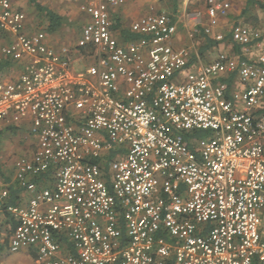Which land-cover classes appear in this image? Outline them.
<instances>
[{
	"label": "built area",
	"instance_id": "built-area-1",
	"mask_svg": "<svg viewBox=\"0 0 264 264\" xmlns=\"http://www.w3.org/2000/svg\"><path fill=\"white\" fill-rule=\"evenodd\" d=\"M76 2L79 36L56 46L0 0V64L21 68L0 78V129L29 140L12 161L28 198L9 204L0 185L8 251L35 264H264L262 33L233 23L240 54L206 59L199 27L222 41L231 0L189 14L180 46L169 14L139 16L137 39L120 41L111 13L127 0Z\"/></svg>",
	"mask_w": 264,
	"mask_h": 264
},
{
	"label": "rangeland",
	"instance_id": "rangeland-1",
	"mask_svg": "<svg viewBox=\"0 0 264 264\" xmlns=\"http://www.w3.org/2000/svg\"><path fill=\"white\" fill-rule=\"evenodd\" d=\"M27 2L28 8L25 10L27 14L32 17L33 25H38L39 28H43L46 30L49 38L52 40L53 44H73L78 36L79 30L82 24L84 23V19L78 11L77 2H83L84 0H36L39 4L47 8L48 10L54 12L61 18L62 26L54 33H48V21L47 18L37 12V10L29 3V0H23ZM204 1L205 0H178V9L180 10V16L177 19H180L181 25L183 24L184 20L186 19L187 15L204 9ZM237 0L233 2V8L240 10V17L238 19L242 24L248 26L249 28L256 29L260 32L264 30V10L251 8L250 11L243 16L241 11L246 8L245 0ZM264 3V0H261ZM125 13L121 10L119 12L112 10V19H118L120 23L125 27L128 28L130 23L134 20L135 17L138 15L147 13V12H165L166 14L174 16L171 13V6L169 4V0H127V5L125 6ZM191 12V13H189ZM256 13V14H255ZM252 16H256L258 18V24L254 27L253 23H245L246 20L251 18ZM225 18V19H224ZM235 19V20H236ZM233 23V19L231 20L228 14L223 16V20L220 18L216 22V27L219 31L223 34H228L230 31L231 25ZM180 35H182L183 41L185 40L186 33L182 30V27H179ZM264 32V31H263ZM186 43H183L185 45ZM200 42L195 41V48L199 50ZM222 51H233L232 46L229 44L221 45ZM223 47V48H222ZM220 50V49H218ZM234 52V51H233ZM235 53V52H234ZM77 68H80L81 65H76ZM13 138H9L8 148L14 144L18 143L25 145L29 144L28 139L17 138L16 135L12 136ZM22 141V143H20ZM5 158L6 157L5 155ZM12 167V162L8 164L1 165V171L4 172V176L10 179L11 174L10 170ZM5 178V179H6ZM5 228H1L0 230V239L5 237ZM0 264H35L34 259L32 258V254H30L27 250L18 251L16 253H10L8 250H4L0 255Z\"/></svg>",
	"mask_w": 264,
	"mask_h": 264
},
{
	"label": "trees",
	"instance_id": "trees-1",
	"mask_svg": "<svg viewBox=\"0 0 264 264\" xmlns=\"http://www.w3.org/2000/svg\"><path fill=\"white\" fill-rule=\"evenodd\" d=\"M29 3L34 6V8L37 10L38 13L43 14L49 23L47 31L48 33H54L56 32L61 26H62V21L61 18L56 15L54 12L48 10L41 4H39L36 0H29ZM169 4L171 6V13L174 15V20L176 21L177 18L180 16L179 14L181 13L180 10L178 9V0H169ZM251 8L255 9H260L264 10V3H262L259 0H247L246 1V8L243 10L242 15L246 16L248 11H250ZM162 13V12H158ZM165 13V12H163ZM191 13V12H189ZM169 14V13H167ZM179 15V16H178ZM253 23V26L255 27L258 23V18L256 16H252L248 20H246L245 23ZM113 23V30L118 33V36L120 38V41H129V40H135L137 39V36L135 34H131L128 30V28H125L118 19H112ZM251 25V24H250ZM256 30V29H255ZM262 38H264V34L262 33ZM195 41L200 42V47H199V54L201 57H206V55L212 51L218 50L220 45L222 44H229L232 46V50L236 54H240V49L241 46L236 44L235 42L232 41L230 35H226L225 38L222 41H217L212 37L206 36L202 29L199 27V33L195 37ZM4 66L0 65V71L4 70ZM230 80H228L229 82ZM193 137H199L202 136V132H197L195 134H192ZM0 171H1V165H0ZM15 194L16 192H12L10 199H9V204H15ZM16 226V222L12 219V217L6 213L3 212L0 214V230L1 228H5V237L0 239V255L4 250H8V243H9V238L11 234L13 233V230Z\"/></svg>",
	"mask_w": 264,
	"mask_h": 264
},
{
	"label": "crops",
	"instance_id": "crops-1",
	"mask_svg": "<svg viewBox=\"0 0 264 264\" xmlns=\"http://www.w3.org/2000/svg\"><path fill=\"white\" fill-rule=\"evenodd\" d=\"M238 1L239 0H237L236 2L238 3ZM246 1L247 0H245V3H246ZM259 1H261V0H259ZM233 2H234V0H231V9L226 14H228V16L230 17L231 20L233 19V23H241L238 19H236V18H239L240 15H241V14L239 15L240 10L235 9V7L233 8ZM13 5L15 7H17L18 9H21L24 12L28 8L27 2H25L23 0H13ZM126 5H127V2H126V4L124 6H122L120 8H116L114 10L117 11V12H119V11L122 10L125 13V8H126L125 6ZM198 11H200L202 13V15H203L204 12H202V10H198ZM149 13H156V12H147V13L138 15L137 17L134 18V20L136 18H138L139 16L146 15V14H149ZM241 13H242V11H241ZM27 15H28L29 20H30V22H29V30H37V29H39L38 25L37 26L36 25H33L32 17L29 14H27ZM111 17H112V13H111ZM219 18L221 20H223V15L220 16ZM233 23H232V25H233ZM192 26H193V23L190 20V18H188V15H187V17L184 20L183 24L180 25L179 27H182V30H184V32L186 33V30L189 29V28H191ZM216 29H217V31H219V29L217 27H216ZM263 31L264 30H262L261 33L264 34ZM115 33L118 36V33L116 31H115ZM48 41H49V43H52L53 44L52 40L49 37H48ZM183 43H186V44L188 43L187 36L185 35V40L183 41L182 35H180V31H179V34L176 37L175 45L176 46H180V45H183ZM54 45L60 46L58 44H54ZM62 45H67V44H62ZM222 45H224V44H222ZM219 49L221 50V47H219ZM230 52L234 53L231 50H230ZM211 53H212L211 55H214L215 54V51H212ZM234 54H236V53H234ZM210 56H208V57L206 56L207 58L206 57H203V58L209 59ZM0 65H2V66L5 67L3 71H0V78H3V77L5 79L15 78V77H17V75L21 71V68L20 67H16V65L13 64V63H6V64H0ZM12 67H13V69H12ZM23 130H24V128L19 129V130H16L15 128H2V129H0V165L11 163L16 156H19L20 154H24L26 152H29L27 150L28 149V146L25 145V143H23V145L22 144H19L18 145V143L17 144L14 143L11 146V148L10 147L9 148L7 147L8 146L7 140H9V138H13L12 137L13 135H16L17 138L20 137L22 139L23 138L26 139L27 134L25 132H23ZM20 143H22V141ZM5 155L8 158H5ZM10 174H11V177H10V179H8V178H6V176H4V172L0 171V185H5V186L8 187L9 192H10V196H11V193L12 192H16V194H15V197H16L15 202L16 203L18 201H20V200H23V199L28 198L29 194L27 192H25V191H23V190H21L20 188L17 187V185H16V183L14 181V178H13L12 167H11V170H10ZM40 184L42 185L43 183L40 182Z\"/></svg>",
	"mask_w": 264,
	"mask_h": 264
}]
</instances>
